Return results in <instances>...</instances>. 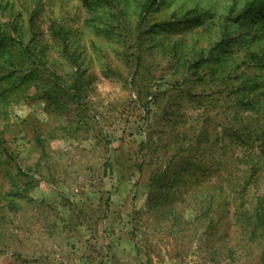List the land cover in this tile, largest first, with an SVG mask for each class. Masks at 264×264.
<instances>
[{"label": "rangeland", "instance_id": "rangeland-1", "mask_svg": "<svg viewBox=\"0 0 264 264\" xmlns=\"http://www.w3.org/2000/svg\"><path fill=\"white\" fill-rule=\"evenodd\" d=\"M248 1L0 0V264H261V247L229 256L233 209L198 216L206 184L158 208L148 188L158 162L214 185L261 154Z\"/></svg>", "mask_w": 264, "mask_h": 264}, {"label": "trees", "instance_id": "trees-1", "mask_svg": "<svg viewBox=\"0 0 264 264\" xmlns=\"http://www.w3.org/2000/svg\"><path fill=\"white\" fill-rule=\"evenodd\" d=\"M88 2V0H84ZM161 0H144L143 12L149 14L156 10L160 5ZM256 10L264 11V0H250L248 1L244 12L251 13ZM2 25V24H0ZM6 29L0 26V54L6 51V40L11 38V31L9 25H3ZM57 34H61L58 31ZM15 42V41H14ZM13 42V43H14ZM219 45V43H217ZM9 65H14L11 62ZM12 71H15L13 69ZM75 88H79L77 81ZM2 93V87H0V94ZM260 153L264 155V141H262ZM4 141L0 136V148L3 147ZM259 154L256 159L249 160L250 166L243 169L241 176L231 175L230 177L225 175H218L214 180V185H208V181L203 175L190 174L191 164L188 167H183L182 172L179 174H173L170 179V183L167 181L169 172L166 167H162V163H156L155 169L151 176V182L148 185L150 190L151 199L155 198L154 207L167 206V203L173 204L174 202L185 203L188 199L185 195L182 196L181 189L188 186H203L206 187L198 190V194L192 191L190 200L198 202L200 205L198 210V216L201 218L208 216L211 211L215 212H230L233 209V217L239 225L241 239H239L232 247L227 250L229 256L232 259L237 257V249L248 250L251 249H263L264 254V192L260 189L250 192L251 185H257L259 174L263 171L264 157ZM219 165L223 166V159ZM261 166V168H259ZM184 173V174H182ZM185 186V187H179ZM169 192L171 194L169 195ZM179 195H175L176 193ZM188 194L187 192H183ZM167 194V195H166ZM212 207H215L212 209ZM264 263L261 259V264Z\"/></svg>", "mask_w": 264, "mask_h": 264}]
</instances>
